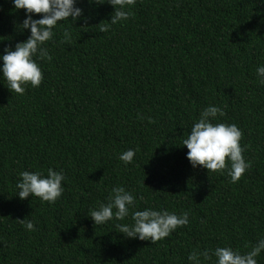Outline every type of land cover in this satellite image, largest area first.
Instances as JSON below:
<instances>
[{
    "label": "trees",
    "instance_id": "obj_1",
    "mask_svg": "<svg viewBox=\"0 0 264 264\" xmlns=\"http://www.w3.org/2000/svg\"><path fill=\"white\" fill-rule=\"evenodd\" d=\"M100 2L78 0L83 18L54 29L39 87L18 95L0 78V264H188L193 250L248 251L264 237V0H136L104 32L114 9ZM24 18L0 0V54L28 38ZM209 105L242 130L251 167L237 183L193 168L181 145ZM48 168L63 170V195L21 200L18 174ZM115 186L143 197L136 210L187 211L189 225L156 243L118 233L130 218L95 225L87 210Z\"/></svg>",
    "mask_w": 264,
    "mask_h": 264
},
{
    "label": "clouds",
    "instance_id": "obj_2",
    "mask_svg": "<svg viewBox=\"0 0 264 264\" xmlns=\"http://www.w3.org/2000/svg\"><path fill=\"white\" fill-rule=\"evenodd\" d=\"M101 4L100 0H90ZM105 0H103V3ZM114 9L110 21L100 31H108L112 25L127 21L131 7L136 0H106ZM17 10L23 9L25 18L20 25L21 31L28 30L30 35L23 42H17L14 48L5 47L0 54V78L11 92L23 95L27 86L39 87L44 76L39 60L51 61L52 56L45 44L53 40L54 29L63 21L75 22L83 18V10L77 7L78 0H11ZM39 14L40 18L33 17ZM70 18V19H69ZM71 34L65 30L62 42L70 39ZM257 81L264 85V64L255 71ZM224 108L209 105L203 108L191 125L181 145L187 148L186 158L193 168L201 166L207 172L227 175L232 183H237L251 167L246 161L241 147L242 130L234 123L219 122L224 117ZM140 119H144L142 115ZM149 121L151 122L150 118ZM136 156L133 149L123 151L118 159L124 164H131ZM15 185L16 195L21 199L29 196L39 198L41 202L54 204L64 193L62 182L66 176L61 169L48 168L42 171H21ZM137 197L125 187L115 186L106 197V202L87 210V215L95 225L103 226L111 221L126 238L141 241L164 240L178 228L189 225V213L179 214L167 209L145 207L136 210ZM28 231H35L31 220H20ZM264 252V237H260L248 251L240 252L230 246H217L214 249L193 250L187 256L188 264H258L257 257Z\"/></svg>",
    "mask_w": 264,
    "mask_h": 264
}]
</instances>
